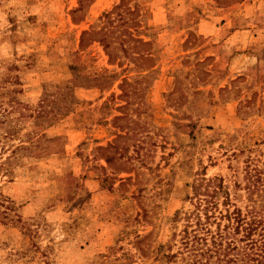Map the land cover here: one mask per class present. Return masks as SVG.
I'll return each mask as SVG.
<instances>
[{"label": "rangeland", "instance_id": "1", "mask_svg": "<svg viewBox=\"0 0 264 264\" xmlns=\"http://www.w3.org/2000/svg\"><path fill=\"white\" fill-rule=\"evenodd\" d=\"M217 186L264 211V0H0V264H184Z\"/></svg>", "mask_w": 264, "mask_h": 264}, {"label": "trees", "instance_id": "2", "mask_svg": "<svg viewBox=\"0 0 264 264\" xmlns=\"http://www.w3.org/2000/svg\"><path fill=\"white\" fill-rule=\"evenodd\" d=\"M221 197L219 186L202 194V222L196 216L200 229L186 228L181 238L184 264H264V211L257 206L246 213L231 210L229 195L222 202ZM239 234V242L245 243L241 248L235 239Z\"/></svg>", "mask_w": 264, "mask_h": 264}, {"label": "crops", "instance_id": "3", "mask_svg": "<svg viewBox=\"0 0 264 264\" xmlns=\"http://www.w3.org/2000/svg\"><path fill=\"white\" fill-rule=\"evenodd\" d=\"M203 25L206 26V29L204 30L202 27ZM212 23L202 19V21L199 23V31L200 33L205 36L206 38H214L213 36H216L220 33V30H213L211 28ZM244 32L239 31V30H235L232 33L229 32L224 38H221L220 40L218 39L217 41L214 40L215 43H218V48L222 47L223 44H228L231 43L232 45L235 44V47H237V45H239V43L241 42L239 39L241 37H243L242 35ZM239 41V43H238ZM220 44V45H219ZM238 50V49H237ZM244 60V61H250L249 63H252V65H255L258 63L259 59L256 55L254 54H243L241 55V53H235L234 55L232 54L231 57V62L233 63L234 61H236L237 63L235 64V67L238 65L239 61ZM244 65V64H242Z\"/></svg>", "mask_w": 264, "mask_h": 264}]
</instances>
